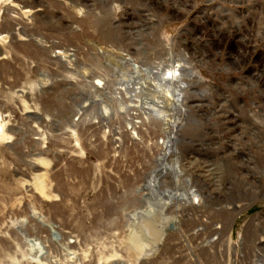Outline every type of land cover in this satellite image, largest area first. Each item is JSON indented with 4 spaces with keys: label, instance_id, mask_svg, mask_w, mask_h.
I'll return each mask as SVG.
<instances>
[{
    "label": "rangeland",
    "instance_id": "obj_1",
    "mask_svg": "<svg viewBox=\"0 0 264 264\" xmlns=\"http://www.w3.org/2000/svg\"><path fill=\"white\" fill-rule=\"evenodd\" d=\"M0 264H264V0H0Z\"/></svg>",
    "mask_w": 264,
    "mask_h": 264
},
{
    "label": "bare ground",
    "instance_id": "obj_2",
    "mask_svg": "<svg viewBox=\"0 0 264 264\" xmlns=\"http://www.w3.org/2000/svg\"><path fill=\"white\" fill-rule=\"evenodd\" d=\"M155 212L154 215H148L144 212H140L139 215L137 216V223L140 225L138 227V230H136L135 234H137L138 232L142 235H144L145 238H150L152 239L153 242H147V244H143V241H138L141 239H136L134 240L135 245H134V249L136 248L137 253L141 254L143 251H146L148 249V247L152 244L154 246L157 245L159 239L161 238L162 234L164 233V225H165V221H166V217L164 215H162V211L161 208H159L158 212ZM137 224V225H138ZM138 233V234H139ZM142 240V239H141ZM152 247H150L148 249V251H150Z\"/></svg>",
    "mask_w": 264,
    "mask_h": 264
}]
</instances>
